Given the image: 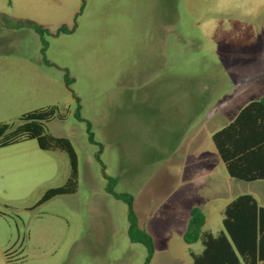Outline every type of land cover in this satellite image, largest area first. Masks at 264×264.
<instances>
[{
    "label": "rangeland",
    "instance_id": "374dc122",
    "mask_svg": "<svg viewBox=\"0 0 264 264\" xmlns=\"http://www.w3.org/2000/svg\"><path fill=\"white\" fill-rule=\"evenodd\" d=\"M213 2L0 0V91L21 95L0 105V124L14 129L23 115L56 108L46 132L70 142L78 168L74 194L38 205L66 183L67 154L36 140L0 148V264H145V247L127 237V205L106 193L104 175L132 196L153 241L150 264H191L189 252H201L182 239L189 206L215 234L235 196L264 205V182L231 179L211 140L244 100L259 98L233 95L246 80L230 82V66L264 70V31L236 25L212 36L200 25ZM35 26L48 32L44 53Z\"/></svg>",
    "mask_w": 264,
    "mask_h": 264
},
{
    "label": "trees",
    "instance_id": "16d2710c",
    "mask_svg": "<svg viewBox=\"0 0 264 264\" xmlns=\"http://www.w3.org/2000/svg\"><path fill=\"white\" fill-rule=\"evenodd\" d=\"M33 30L41 38V52L44 53L46 43L42 37L48 32L37 26ZM59 32L69 31L61 27ZM64 79L69 87L72 80L67 73ZM75 100L79 103L78 98ZM79 109L78 106L76 117L81 120ZM56 113L57 109L51 108L25 114L19 118L20 125L14 129H10L7 124H0V148L36 140L41 150L61 151L68 156L70 174L66 183L62 187L48 190L38 205L55 196L74 194L77 191V157L70 142L65 138L52 137L46 132L45 123ZM211 140L230 178L244 183L264 182V97L241 109L229 124L212 135ZM104 178L107 181L106 193L127 205L129 241L145 247V264H150L154 254L153 241L138 225L132 209V196L115 193L116 180L106 175ZM205 221L206 217L200 208L190 209L182 239L187 245L199 242L202 246L200 253L189 252L191 264H264V207L259 206L253 196L240 195L224 208L222 230L216 234L203 230Z\"/></svg>",
    "mask_w": 264,
    "mask_h": 264
},
{
    "label": "clouds",
    "instance_id": "9594fccd",
    "mask_svg": "<svg viewBox=\"0 0 264 264\" xmlns=\"http://www.w3.org/2000/svg\"><path fill=\"white\" fill-rule=\"evenodd\" d=\"M264 17V0H214L208 17L201 22V29H211V35L218 31L231 32L234 26L253 28L264 26L258 23ZM257 35L259 33H256Z\"/></svg>",
    "mask_w": 264,
    "mask_h": 264
},
{
    "label": "crops",
    "instance_id": "0c3cea01",
    "mask_svg": "<svg viewBox=\"0 0 264 264\" xmlns=\"http://www.w3.org/2000/svg\"><path fill=\"white\" fill-rule=\"evenodd\" d=\"M246 60V59H244ZM236 77H241L242 79L246 80V83L241 87H235L234 84H232V88L231 91L233 92V95H237V96H258L259 98H255V99H251V100H244L240 106V108L237 110V114L239 113V111L241 109H243L246 105H248L251 102L254 101H258L261 98L264 97V70L260 73V74H250L249 72L244 71L242 74H239V72L237 71V69L234 67L230 66V82H233ZM0 105H7V106H11L12 104H15L16 102H19L21 100V95H19V93L15 92V90H6V91H0ZM3 92V93H2ZM231 92V93H232ZM23 98V97H22ZM236 114V115H237ZM235 115V117H236ZM234 117V118H235ZM233 118V119H234ZM212 137V136H211ZM217 153V152H216ZM218 156V154H217ZM219 158V157H218ZM226 171V170H225ZM233 179V178H231ZM235 180V179H233ZM258 182H263V181H256V182H252V183H258ZM250 183V184H252ZM260 189V190H259ZM264 189V187L260 186L258 187V191H262ZM240 195H244V194H240ZM237 195L234 198H232L225 206L224 208L236 197L240 196ZM251 196L254 197V199L257 201L258 205L261 207H264L263 204H261L259 202V200L252 194H249ZM260 195V194H259ZM192 207H196V206H189L187 212H188V217H189V211ZM223 208V210H224ZM222 210V212H223ZM221 212V214H222ZM222 221V220H221ZM188 222V220H187ZM222 230V229H221ZM210 232V231H209ZM219 232V231H218ZM212 233V232H211ZM214 234V233H213ZM216 234V233H215Z\"/></svg>",
    "mask_w": 264,
    "mask_h": 264
}]
</instances>
